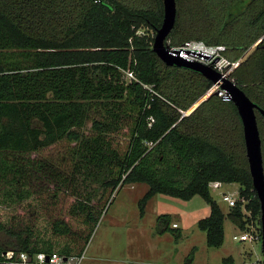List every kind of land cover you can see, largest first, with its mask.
<instances>
[{
  "label": "trees",
  "instance_id": "trees-1",
  "mask_svg": "<svg viewBox=\"0 0 264 264\" xmlns=\"http://www.w3.org/2000/svg\"><path fill=\"white\" fill-rule=\"evenodd\" d=\"M177 6L173 44H225L236 60L264 36V0ZM163 19V0H0V205L18 210L0 218V250L81 255L114 194L139 182L149 185L142 216L157 193L203 196L211 213L199 227L210 246L223 245L227 216L241 229L262 225L239 110L212 95L183 115L213 81L158 56ZM234 75L264 109V38ZM256 112L264 159V116ZM63 140L75 145L61 162L41 156ZM213 181L240 184L242 199L228 214ZM157 220L160 233L177 230L170 215Z\"/></svg>",
  "mask_w": 264,
  "mask_h": 264
},
{
  "label": "rangeland",
  "instance_id": "rangeland-1",
  "mask_svg": "<svg viewBox=\"0 0 264 264\" xmlns=\"http://www.w3.org/2000/svg\"><path fill=\"white\" fill-rule=\"evenodd\" d=\"M206 99H199L189 113ZM84 131L92 133V121L87 123ZM73 145L74 142L63 140L40 154L59 163ZM83 188L84 185L81 186ZM148 189L147 183L139 182L125 184L116 192L104 210L80 264H226L225 259L228 257H233L234 264H261L264 261L262 240L252 238L243 241L234 238L247 232L257 237L261 227L257 222L252 221L241 229L227 216L223 245L210 246L206 231L199 227V221L211 213L210 204L203 196L198 194L186 200L157 193L148 201L145 215L142 216L139 201ZM239 190L240 184L237 182L224 183L221 188L211 187L212 195L226 214L230 207L219 192L226 191L238 197ZM72 200L69 198L65 206L54 208L53 216L60 214L61 208L64 212ZM12 207L0 205V218L11 219L18 211L16 206ZM18 208L20 212L26 209ZM247 211V215H250V211ZM162 214L170 215L172 224L178 223L177 230L165 233L158 231L157 219Z\"/></svg>",
  "mask_w": 264,
  "mask_h": 264
},
{
  "label": "built area",
  "instance_id": "built-area-1",
  "mask_svg": "<svg viewBox=\"0 0 264 264\" xmlns=\"http://www.w3.org/2000/svg\"><path fill=\"white\" fill-rule=\"evenodd\" d=\"M263 38L264 36L252 45L242 57L236 60H232L227 56V45L208 44L201 39H188L180 44H173L170 40H167L166 48L172 54L209 66L221 74V79L217 82H213L211 87L200 99L217 95L224 101H232L231 93L223 86L224 79H228L237 84L234 72L246 59L248 53L252 52ZM127 76L129 78L135 77L131 71H127ZM181 112L183 115H188L190 111L181 110ZM223 184L224 183L221 181H213L210 183V187L221 188ZM219 193L223 196L224 201L228 202L230 208L236 206L238 201L242 199L240 192L238 197H234L226 191H220ZM243 201L245 202V199H243ZM243 208L245 210L244 212L249 213L245 205H243ZM172 225L173 227L179 226L178 223H173ZM234 238L243 241L252 238L260 240L259 235L256 237L250 232L241 234L240 236L235 235ZM83 257L84 253L81 255H63L58 252L39 251L31 254L27 251H17L14 249L0 250V264H80Z\"/></svg>",
  "mask_w": 264,
  "mask_h": 264
},
{
  "label": "water",
  "instance_id": "water-1",
  "mask_svg": "<svg viewBox=\"0 0 264 264\" xmlns=\"http://www.w3.org/2000/svg\"><path fill=\"white\" fill-rule=\"evenodd\" d=\"M163 3L164 19L155 35L153 44L155 52L163 61L195 69L205 74L211 81H219L221 79V74L213 68L199 62L184 59L167 50L166 41L176 25L178 6L177 0H163ZM223 86L231 93L232 100L236 104L242 118L249 168L252 174L254 188L261 202L262 244L264 250V159L256 112L257 109H260L264 116V109L249 98L238 84L224 79Z\"/></svg>",
  "mask_w": 264,
  "mask_h": 264
},
{
  "label": "flooded vegetation",
  "instance_id": "flooded-vegetation-1",
  "mask_svg": "<svg viewBox=\"0 0 264 264\" xmlns=\"http://www.w3.org/2000/svg\"><path fill=\"white\" fill-rule=\"evenodd\" d=\"M258 111H260V109H257ZM260 113H262L261 111H260ZM262 216V215H261ZM261 219H262V217H261ZM261 227H262V225H261ZM260 240H261V238H260ZM262 262H264V261H262Z\"/></svg>",
  "mask_w": 264,
  "mask_h": 264
},
{
  "label": "crops",
  "instance_id": "crops-1",
  "mask_svg": "<svg viewBox=\"0 0 264 264\" xmlns=\"http://www.w3.org/2000/svg\"><path fill=\"white\" fill-rule=\"evenodd\" d=\"M178 228V227H177Z\"/></svg>",
  "mask_w": 264,
  "mask_h": 264
}]
</instances>
